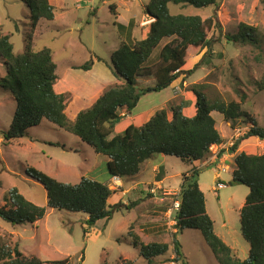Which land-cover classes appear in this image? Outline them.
Instances as JSON below:
<instances>
[{"label": "rangeland", "instance_id": "obj_1", "mask_svg": "<svg viewBox=\"0 0 264 264\" xmlns=\"http://www.w3.org/2000/svg\"><path fill=\"white\" fill-rule=\"evenodd\" d=\"M148 1L51 0L54 19L39 20L34 31L32 49L34 52L43 48L50 49L58 77L55 85L66 89L62 95L68 100L69 119L91 105L79 102L81 98L75 92L76 89H80L84 84L90 86L103 84L104 88L99 93L101 95L114 85L108 80L112 75L110 57L113 50L118 48L121 38L126 39L121 35L122 32L117 30L119 29L117 24L131 17L140 20L144 16L143 6ZM123 2L127 7L123 6ZM114 3L119 5V13L122 15L116 24L113 11L109 9L110 5L115 6ZM168 9L171 15H196L202 20L215 16L217 26L208 33V38L212 40L211 50L206 54L204 48L188 49L184 70H191L200 63L201 65L183 79L185 83L178 79L172 83L174 87L172 85L167 91L162 90L164 93L144 95L134 112L141 107L156 105L153 110L155 113L169 109L171 105L181 104L182 99H185L186 105H190L189 101L195 99L191 87L206 84L208 86L206 93L209 96H218L226 102H241V114L245 116L237 119L236 125L231 126L233 134L235 130L245 126L264 128V91H258L256 87V82L264 74V2L220 0L216 8L195 9L191 6L169 4ZM32 14L21 0H0L1 32L9 37L15 55L24 52V39L30 30ZM149 19L145 17L146 21ZM241 25L251 28L252 31L248 32L250 37L240 36ZM232 36L236 40L231 39ZM138 39L142 38L137 36L136 40ZM167 41H162L158 49ZM96 57L101 61H95ZM83 64H88L89 69L82 70L78 67ZM4 77L5 66L0 59V208L4 206V194L12 188H16L33 205L46 207V189L31 176L29 173L31 169L63 184L75 185L81 178H86L105 185L111 184L110 190H114L116 183L108 172L106 162L108 159L95 154L78 137L45 120L38 126L30 128L27 136L23 138L9 142L3 140L2 134L8 130L15 111L17 91L15 86L12 90L4 87V83L1 82ZM136 83L144 88L153 86L154 79L137 78ZM92 90L93 88L88 92L91 97L98 92ZM169 93L171 94L167 96ZM126 113L125 109L120 111L121 116L127 115ZM169 115L168 112V117ZM211 116L217 121L215 127L223 130L225 122L222 116L217 112ZM125 121L118 124L113 134L121 132L126 123L139 126L134 122ZM221 135L224 137L225 134ZM246 145L245 147L243 143L240 144L239 151L244 150L253 155L264 154V148L257 146L254 138L248 140ZM205 160L206 158L186 165L178 158L156 154L147 164L162 167L165 180L161 186L166 191L161 188V193L170 194L169 198L177 193L183 176L196 168L198 172L196 181L204 194L205 209L214 222L215 234L232 249L236 258L243 260L247 258L250 246L240 232L239 210L248 194V188L232 184L231 171L227 169V172L219 173L224 188L218 189L217 192L211 191V188L215 187L213 180L215 169L211 166L199 168ZM231 162L232 160H229V166ZM145 174L143 171L135 175V178L125 177L121 180L126 185L131 183V179L135 183L149 184L151 178L145 177ZM158 186L155 182L148 186H140L142 193L137 192L140 201L133 203L131 209L123 207L114 212L110 219L99 220L92 227L86 224L87 215L84 213L46 208L44 217L33 224L12 226L0 219V238L9 242L12 247L17 244L25 259L35 257L41 261H56L67 258L69 264H102L104 261L108 264H118L119 258H122L134 261L135 264H148L145 259L139 257L138 250L132 246L127 230L136 217L138 220L132 223L134 232L139 224L142 226L152 224L149 218L144 219L143 215L149 212L147 211L151 206L149 202L152 201L147 197V193H151V190L157 193ZM117 187L122 186L120 184ZM141 199H144L142 203ZM168 216L166 215V221L171 226L170 232L162 220L159 234L153 237L152 234H145L142 243L171 242L170 233H175L172 224L174 220L173 214L170 218ZM143 227L147 229L149 226ZM177 240L187 264H216L197 230L186 229L177 235ZM171 252L170 248L164 255L156 257L153 264H168L166 262L170 260ZM169 263L180 264L170 261Z\"/></svg>", "mask_w": 264, "mask_h": 264}, {"label": "trees", "instance_id": "obj_2", "mask_svg": "<svg viewBox=\"0 0 264 264\" xmlns=\"http://www.w3.org/2000/svg\"><path fill=\"white\" fill-rule=\"evenodd\" d=\"M21 1L33 13L22 54L13 53L9 37L3 35L0 28V59L5 66V77L1 82L5 88L12 90L15 86L17 90L11 123L2 134L5 142L27 136L30 128L45 120L78 137L95 154L106 157L111 177L122 179L137 175L141 165L156 154L178 158L186 165L207 159L210 149L223 143L211 113H219L223 121L231 126L245 116L241 114V102H226L218 96H209L206 84H196L190 89L195 97L193 117L183 114L186 103L171 105L169 109L155 112L142 125L130 124L123 131L113 134L115 124L122 118V109L127 114L131 113L141 97L159 93L178 79L184 81L186 76L201 65L184 70L188 49L204 48L206 54L211 50L212 40L208 38V33L217 26L215 16L202 20L196 15H171L168 5L191 6L195 9L216 8L220 0H149L144 6V15L153 21L145 37L135 42H121L111 54V73L116 78L114 85L99 95L88 109L79 111L70 119L67 114V98L54 91L58 77L50 49L43 48L36 52L32 49L34 31L39 20L54 19L52 2ZM110 9L112 12V6ZM239 30L240 36L250 37L248 32L252 31L251 28L241 25ZM231 39L236 40L234 36ZM165 40H168L167 43L158 49ZM95 61L101 60L96 57ZM79 68L88 70L89 65L83 64ZM149 77L154 79L153 86L143 88L136 83L137 78ZM256 87L258 91H264V74L256 82ZM252 137L263 139L264 128L251 125L250 130L235 140L228 150L234 155L230 165L231 183L248 188V194L239 210L240 232L250 246L247 258H236L232 249L215 234L214 222L205 209L204 194L196 181V168L183 176L178 193L167 200L169 206L174 201L179 202V208L172 216L176 232L170 233L169 244H144L134 232L132 223L128 227L127 236L138 250L139 257L153 264L156 257L164 255L171 248L173 258L166 263L187 264L177 235L186 229H193L200 233L216 264H264V154L237 152L240 143ZM29 173L46 189V207H37L28 202L16 188L10 189L3 196L4 206L0 208V219L12 226L33 224L44 217L48 208L84 213L87 215L86 224L92 227L99 220L110 219L114 212L124 207L121 203L109 205L108 200L113 192L95 180L81 178L77 184L68 185L33 169ZM217 185L225 186L219 180ZM10 245L0 238V264H69L67 258L56 261H41L35 257L25 259L17 244L13 247ZM119 262L135 264L134 261L122 258H119ZM102 264L108 263L104 261Z\"/></svg>", "mask_w": 264, "mask_h": 264}, {"label": "crops", "instance_id": "obj_3", "mask_svg": "<svg viewBox=\"0 0 264 264\" xmlns=\"http://www.w3.org/2000/svg\"><path fill=\"white\" fill-rule=\"evenodd\" d=\"M113 5H115V6H112V11H113L112 13H113V17L115 19V24H116L119 22L118 18H121L122 15L119 13V5H117L116 3H114ZM123 6H126L125 2H123ZM110 11H111V9H110ZM143 15H144V13H143ZM124 17L127 18L126 16H124ZM145 17H146V15L141 17L140 20L133 19L132 17L129 20L123 19L122 23H121L122 25L117 24L119 27V29H117V30L119 32H122L121 35L126 38V39L121 38L120 43L121 42H135V40L137 39V36H139V38L141 37L142 39L145 37L146 33L148 32L149 25L151 24V21H152L151 19L146 21ZM137 34H139V35H137ZM113 51H115V49ZM80 66H78V67H80ZM72 67H77V66H72ZM105 76H106V74L104 75V77ZM108 80L110 83L113 82V84H114L116 81V78L112 74L110 78L108 77ZM182 82L185 83V81H182ZM60 84H62V83H60ZM172 85H173V87L175 86L174 84H171V86ZM92 88H93L92 91L98 90V92L95 95H93V97L89 96V94H88V92ZM103 88H104L103 84H97V85H93V86L84 84L80 89H76L75 92L80 95V98L83 101L82 102L81 100L78 99L79 102L85 103V104H92L98 98V95L101 92V90H103ZM168 89L169 88L167 87L163 91H167ZM171 90H173V88ZM54 91L57 94H63L66 92V89L63 86H61V87L57 86L56 87V85H55ZM163 91H161V93H164ZM170 94L171 93L166 94V95L168 96ZM184 100L183 99L181 100L182 103H184ZM194 103H195V99L189 101L190 105H187L183 109L182 112L185 116H187V117H193L194 116V114H195ZM155 107H156V105H154L153 107L152 106L144 107V108L141 107L138 110H136V112H134V110H135L134 109L133 112L129 113V115L126 113L128 116L123 114L120 121L115 124V129H116V127L119 126L118 124L120 122H123L124 120H126L128 122H134L136 124H139V126L142 125L143 123L147 122L152 117V113H154L153 110H155ZM130 114H131V116H130ZM211 115H213V113H211ZM170 116H171V114L169 115V117ZM215 123H217L216 120H215ZM130 124H132V123H126L123 130ZM229 124L230 123H224L223 124V126H224L223 130H221L220 128H218V129L216 128L218 130V132L220 133L221 138L223 139V143L221 145H218V146H213L211 148V152H210V155L208 156V158L204 162H202V164H200V166H199V168L211 166L215 169V174H214V178H213V180L215 182V187L211 188V191H214V192H217L218 189L224 188V187H222V188L217 187L218 180L221 181L219 173H222L223 171L227 172L226 171L227 169H229L228 171L231 170V168L229 166V160H232L234 155L230 154L228 150H229L230 140H231L232 135H233V133H232L233 128L231 127V125L229 126ZM234 125H236V122L234 123ZM222 132L225 134L224 137H222V135H221V134H223ZM253 138L255 139V137H252V138H249L248 140L253 139ZM248 140H245V141L241 142L240 144L243 143L246 147L247 146L246 143ZM239 147H240V145H239ZM237 151L247 153V151H244V150L239 151V148ZM230 157H231V159H230ZM151 159H150V161H151ZM148 161L144 162L141 165L140 171L138 173H143V171H145L146 172L145 177L151 178V181L149 184H144L142 182L141 183H135V181L133 179H131V183L130 184L128 183L126 185L123 183V181L121 179L116 178V180H115V183H116L115 186L116 187L114 190H111L113 192V194L110 197V199L108 200V204L111 206L116 204V203H121L124 205L125 209H127V206H129V209H131L133 203L138 201L137 192L142 193V191L140 190V188H141L140 186H144V185L148 186L154 182L159 185L158 186L159 189H157V193H155L152 196L148 195L149 193H147V197L149 199H152V201L149 202L151 204V206L147 210L149 212L145 213L143 215V218L147 219V217H148L149 220L152 222V224H150V225L144 224L143 226H146V227L149 226L147 229H145V227H143L142 224H139L137 226V228H136L137 230L135 231V233L140 237L141 240H142L143 236H146L145 234H149V235L152 234V237L158 235L160 228L162 227V225L160 224V222H162V220L164 221V223L167 224V226L169 228V232L171 230L170 224L167 223V221H166V215L168 216L167 211H168V207H169V201H167V200H168V198H169L168 196L170 194H166L167 196L166 195L164 196V193H161V188L163 189V187L161 185H162V182L165 180V177H164L163 171H162L163 169L161 166H157L154 164H150L151 166H149L148 164L150 162H148ZM106 162H108V160ZM133 178H135V177H133ZM157 180H160V181H157ZM120 184L122 187L118 188L117 186ZM110 185H106V186H108V188L110 189ZM163 190H165V189H163ZM168 191L169 190H167V192ZM178 191H179V189H178ZM178 191H177V193H178ZM176 194L174 193L172 195L175 196ZM125 197L127 198L126 200L124 199ZM143 201H141L140 203H142ZM139 205H137V207ZM129 209H127V210H129ZM136 220H138L137 217L135 218V220L132 223H134ZM169 222H170V220H169ZM172 224H174V223H172ZM164 243H166V242H164ZM167 244H169V243H167ZM172 258H173V254L171 252L169 259H172ZM168 264H170V263H168Z\"/></svg>", "mask_w": 264, "mask_h": 264}, {"label": "built area", "instance_id": "obj_4", "mask_svg": "<svg viewBox=\"0 0 264 264\" xmlns=\"http://www.w3.org/2000/svg\"><path fill=\"white\" fill-rule=\"evenodd\" d=\"M130 1H134V0H130ZM249 130H250V127H247V126L235 130L234 131V134L232 135V138L230 140L229 147L232 146V144H233V142L235 140L242 138ZM255 141H256L257 146H261L262 148H264V138L263 139H259L258 137H255ZM112 180H116V178H113ZM217 187L222 188L224 186L223 185H217ZM149 194L154 195L155 194V191L154 190H151V193L149 192ZM165 195L166 194L164 193V196ZM178 208H179V202L178 201L172 202V204L168 207V211H167L168 214H169L168 218H170V215H172L173 212L177 211Z\"/></svg>", "mask_w": 264, "mask_h": 264}, {"label": "clouds", "instance_id": "obj_5", "mask_svg": "<svg viewBox=\"0 0 264 264\" xmlns=\"http://www.w3.org/2000/svg\"><path fill=\"white\" fill-rule=\"evenodd\" d=\"M151 20H152V19H151ZM152 21H153V20H152ZM152 21H151V22H152ZM112 179H113V178H112ZM114 187H115V186H114ZM173 220H174V219H173ZM174 225H175V222H174ZM175 232H176V230H175Z\"/></svg>", "mask_w": 264, "mask_h": 264}]
</instances>
